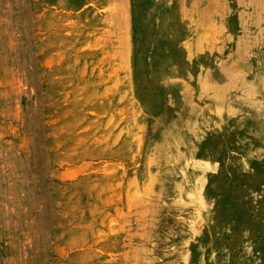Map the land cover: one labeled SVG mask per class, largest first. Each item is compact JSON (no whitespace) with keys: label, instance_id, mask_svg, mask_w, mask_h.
I'll return each instance as SVG.
<instances>
[{"label":"rangeland","instance_id":"374dc122","mask_svg":"<svg viewBox=\"0 0 264 264\" xmlns=\"http://www.w3.org/2000/svg\"><path fill=\"white\" fill-rule=\"evenodd\" d=\"M0 264H264V0H0Z\"/></svg>","mask_w":264,"mask_h":264},{"label":"bare ground","instance_id":"6f19581e","mask_svg":"<svg viewBox=\"0 0 264 264\" xmlns=\"http://www.w3.org/2000/svg\"><path fill=\"white\" fill-rule=\"evenodd\" d=\"M201 4V3H200ZM220 5V4H219ZM191 12V11H190ZM190 19V18H189ZM201 24V23H200ZM216 29V28H215ZM259 55V54H258ZM201 76V75H200ZM203 83V82H202ZM241 114V113H240ZM201 125V124H200ZM195 130V129H194ZM197 131V130H196ZM192 154V153H191ZM181 167V166H180ZM203 172V171H202ZM204 173V172H203ZM176 207V206H175ZM184 225V224H183ZM184 255V254H183ZM175 261V260H174Z\"/></svg>","mask_w":264,"mask_h":264}]
</instances>
